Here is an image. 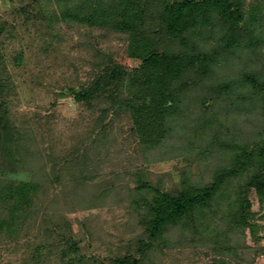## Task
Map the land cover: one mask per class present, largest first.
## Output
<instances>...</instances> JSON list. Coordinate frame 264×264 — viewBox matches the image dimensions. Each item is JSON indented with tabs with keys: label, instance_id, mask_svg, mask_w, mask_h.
I'll return each instance as SVG.
<instances>
[{
	"label": "trees",
	"instance_id": "obj_1",
	"mask_svg": "<svg viewBox=\"0 0 264 264\" xmlns=\"http://www.w3.org/2000/svg\"><path fill=\"white\" fill-rule=\"evenodd\" d=\"M49 1L52 21L124 35L128 56L140 61L131 70L112 57L97 61L88 83L69 88L79 103L104 97L113 110L130 112L147 153L168 146L179 157L177 138L186 142L184 154L199 142L200 161L220 156L203 176L184 173L175 193L152 186L140 171L134 187L111 181L98 187L90 208L126 190L142 228L136 250L109 257V264H153L154 253L176 246L173 234L210 250L221 259L216 264H227L224 256L240 258L247 232L258 239L251 192L264 204V0L249 6L246 0ZM223 101L247 119L254 113L259 136L239 140L234 122H225ZM0 182V233L14 236L37 212L42 186L35 178ZM60 236L59 245L38 244L33 260L60 248L54 264H107L87 259L77 241ZM257 251L264 254V246Z\"/></svg>",
	"mask_w": 264,
	"mask_h": 264
},
{
	"label": "rangeland",
	"instance_id": "obj_2",
	"mask_svg": "<svg viewBox=\"0 0 264 264\" xmlns=\"http://www.w3.org/2000/svg\"><path fill=\"white\" fill-rule=\"evenodd\" d=\"M255 3L246 0L248 6ZM53 10L49 0H0V181L35 178L42 186L37 212L20 233H0V264H54L60 248L37 260L33 256L38 244L59 245L60 234L77 241L87 259L109 264V257L136 250L142 228L126 190L114 191L104 204L90 208L98 187L108 181L134 187V173L140 171L152 186L175 193L184 173L203 176L220 163V156L214 153L200 161L199 142L184 154L189 151L182 148L186 142L177 138L171 140L182 152L179 157L171 156L168 146L147 153L130 112L113 110L104 97L91 105L79 103L69 88L88 83L97 61L112 57L129 70L140 61L128 56L124 35L52 21ZM221 105L229 115L226 124L234 122L239 129L238 139L259 136L254 113L247 119L246 112L231 109L226 101ZM79 177L83 185L73 183ZM250 199L257 212L258 239L248 231L240 258L222 257L227 264H264V254L257 251L264 246V204L254 191ZM172 238L176 246L154 253L151 263L221 261L207 248L179 240L178 234Z\"/></svg>",
	"mask_w": 264,
	"mask_h": 264
}]
</instances>
